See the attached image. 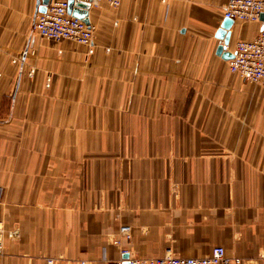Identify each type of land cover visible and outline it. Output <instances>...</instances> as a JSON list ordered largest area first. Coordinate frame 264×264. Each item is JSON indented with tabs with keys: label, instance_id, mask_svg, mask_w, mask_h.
I'll return each mask as SVG.
<instances>
[{
	"label": "crops",
	"instance_id": "obj_1",
	"mask_svg": "<svg viewBox=\"0 0 264 264\" xmlns=\"http://www.w3.org/2000/svg\"><path fill=\"white\" fill-rule=\"evenodd\" d=\"M38 2L0 0V264H264V87L217 53L228 0L91 5L93 53L35 33Z\"/></svg>",
	"mask_w": 264,
	"mask_h": 264
},
{
	"label": "built area",
	"instance_id": "obj_2",
	"mask_svg": "<svg viewBox=\"0 0 264 264\" xmlns=\"http://www.w3.org/2000/svg\"><path fill=\"white\" fill-rule=\"evenodd\" d=\"M69 1L49 0L45 11H37L32 29L48 40L83 44L88 47L89 53H93L96 27L70 14ZM84 1H89L94 6L106 3L113 8H119L122 3V0ZM263 12L264 0H228L224 6V17L234 20L261 22L260 15ZM228 47L229 45L226 46L227 50ZM231 52L233 57L228 60L229 70L244 82H253L264 87V28L252 39L237 41ZM129 231V226L121 227L124 234ZM18 234L17 229L6 230L0 223V254L4 253L5 241H14ZM123 253H127L126 250ZM53 261L51 258L48 263L52 264ZM126 261L130 264H242L243 258L229 255L224 246L216 245L206 256H177L166 253L155 257H132Z\"/></svg>",
	"mask_w": 264,
	"mask_h": 264
},
{
	"label": "water",
	"instance_id": "obj_3",
	"mask_svg": "<svg viewBox=\"0 0 264 264\" xmlns=\"http://www.w3.org/2000/svg\"><path fill=\"white\" fill-rule=\"evenodd\" d=\"M38 4L40 5L37 8V11H45L46 6L49 0H38ZM76 6V7H75ZM91 7V3L89 1L84 0H70L69 1V13L73 16L84 20L89 23V9ZM261 21L264 23V12L260 15ZM234 23V19L225 17L219 30L217 31V37L221 39L222 43L218 46L217 53L222 55L225 59H230L233 57L232 52L226 49V46L229 45L230 42V31L229 29ZM264 28V25L263 27ZM124 264H130L129 261H125Z\"/></svg>",
	"mask_w": 264,
	"mask_h": 264
},
{
	"label": "rangeland",
	"instance_id": "obj_4",
	"mask_svg": "<svg viewBox=\"0 0 264 264\" xmlns=\"http://www.w3.org/2000/svg\"><path fill=\"white\" fill-rule=\"evenodd\" d=\"M96 27V26H95ZM1 223V222H0ZM2 224V223H1ZM2 226H3V224H2ZM4 227V226H3ZM5 228V227H4ZM7 240V239H6ZM6 242V241H5ZM6 244V243H5Z\"/></svg>",
	"mask_w": 264,
	"mask_h": 264
}]
</instances>
